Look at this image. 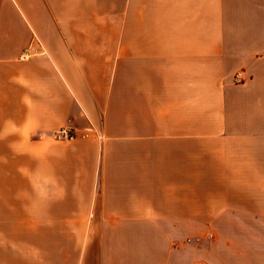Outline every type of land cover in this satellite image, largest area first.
Wrapping results in <instances>:
<instances>
[{"label":"crops","instance_id":"1","mask_svg":"<svg viewBox=\"0 0 264 264\" xmlns=\"http://www.w3.org/2000/svg\"><path fill=\"white\" fill-rule=\"evenodd\" d=\"M0 146L1 264H264V0H0Z\"/></svg>","mask_w":264,"mask_h":264},{"label":"rangeland","instance_id":"2","mask_svg":"<svg viewBox=\"0 0 264 264\" xmlns=\"http://www.w3.org/2000/svg\"><path fill=\"white\" fill-rule=\"evenodd\" d=\"M1 147V146H0ZM1 151V150H0ZM1 165V161H0ZM0 172H1V166H0ZM1 179V178H0ZM1 180H0V185H1ZM18 226H13V225H8V224H0V264H1V257L3 254V249H10L14 248L16 249L17 245V239L15 238V234L18 232ZM22 230L19 229V233L21 234V240H20V245L21 247L25 246V243L27 245L33 244L32 241V234H28L29 231L28 229H32V225H25L22 226Z\"/></svg>","mask_w":264,"mask_h":264},{"label":"built area","instance_id":"3","mask_svg":"<svg viewBox=\"0 0 264 264\" xmlns=\"http://www.w3.org/2000/svg\"><path fill=\"white\" fill-rule=\"evenodd\" d=\"M31 55L32 52L30 48L27 47L22 50V52L18 56V59L21 61L27 60L31 57ZM244 79H245V75L243 74V72L237 71L234 73L233 82L235 84L241 83ZM53 138L59 141H71L75 139V134L71 128L62 127L59 128L56 132H54Z\"/></svg>","mask_w":264,"mask_h":264}]
</instances>
